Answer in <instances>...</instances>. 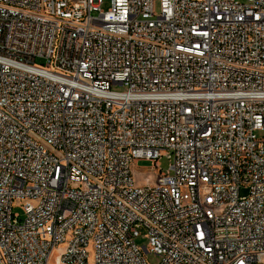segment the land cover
Masks as SVG:
<instances>
[{
	"label": "built area",
	"instance_id": "1",
	"mask_svg": "<svg viewBox=\"0 0 264 264\" xmlns=\"http://www.w3.org/2000/svg\"><path fill=\"white\" fill-rule=\"evenodd\" d=\"M103 3L0 0V264H264V0Z\"/></svg>",
	"mask_w": 264,
	"mask_h": 264
},
{
	"label": "rangeland",
	"instance_id": "2",
	"mask_svg": "<svg viewBox=\"0 0 264 264\" xmlns=\"http://www.w3.org/2000/svg\"><path fill=\"white\" fill-rule=\"evenodd\" d=\"M111 0H104V3L102 4V9L107 11L110 6H111ZM159 11V4L157 5V12ZM38 62L40 63L41 60H38ZM138 166L140 167H151L152 166V162L149 161V160H142L140 161L138 164H136L134 166V173H135V177L137 180H140V182H138L139 184H142L144 182H146L144 179H146V177H148V174H144V173H141L139 171V168ZM159 166L160 168L165 172H167L169 170V167H170V162L167 158H162L160 161H159ZM151 176V175H150ZM158 175L157 174H152V178L153 180L156 179ZM245 191H243L244 193ZM14 211L15 212H19L20 214H23V209L19 206H16L14 208ZM148 236L147 234L145 233L143 236L139 237L137 239V243L141 246H148ZM64 250V246H59L56 250H55V254L53 256V259L51 261V264H57V261H58V258L60 257V254L61 252ZM145 258L148 262L150 263H158L160 261V257L155 255V254H152V253H146L145 254ZM94 263V255L91 254L90 255V258H89V264H93Z\"/></svg>",
	"mask_w": 264,
	"mask_h": 264
}]
</instances>
